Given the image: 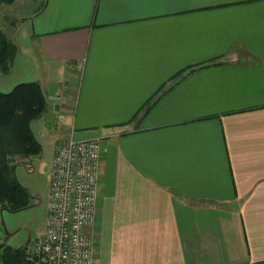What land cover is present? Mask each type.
I'll list each match as a JSON object with an SVG mask.
<instances>
[{
	"label": "crops",
	"instance_id": "crops-1",
	"mask_svg": "<svg viewBox=\"0 0 264 264\" xmlns=\"http://www.w3.org/2000/svg\"><path fill=\"white\" fill-rule=\"evenodd\" d=\"M33 1L12 71L53 154L102 139L94 264H264V0Z\"/></svg>",
	"mask_w": 264,
	"mask_h": 264
},
{
	"label": "built area",
	"instance_id": "built-area-1",
	"mask_svg": "<svg viewBox=\"0 0 264 264\" xmlns=\"http://www.w3.org/2000/svg\"><path fill=\"white\" fill-rule=\"evenodd\" d=\"M101 143L99 137L56 143L46 226L25 249V264H94L95 241L84 229L97 214Z\"/></svg>",
	"mask_w": 264,
	"mask_h": 264
},
{
	"label": "trees",
	"instance_id": "trees-1",
	"mask_svg": "<svg viewBox=\"0 0 264 264\" xmlns=\"http://www.w3.org/2000/svg\"><path fill=\"white\" fill-rule=\"evenodd\" d=\"M14 0H0L10 4ZM17 53L12 39L0 27V75L9 73ZM46 98L37 81L20 82L0 90V211H17L27 205L26 190L15 177V162L40 153L31 123L46 110ZM26 248L0 249V264H25Z\"/></svg>",
	"mask_w": 264,
	"mask_h": 264
},
{
	"label": "rangeland",
	"instance_id": "rangeland-1",
	"mask_svg": "<svg viewBox=\"0 0 264 264\" xmlns=\"http://www.w3.org/2000/svg\"><path fill=\"white\" fill-rule=\"evenodd\" d=\"M32 4L35 6L36 1L14 0L13 3L0 5V27L10 38L13 34L12 29L17 28L23 16L26 17L27 14L24 13L31 11ZM21 34V32H18L19 39H22ZM12 69L13 66H10L11 71ZM20 79V68L16 71L13 70L11 73L0 75V90L9 91ZM31 127L40 142V153L17 162L18 158L15 162L14 171L15 177L26 190L28 203L17 211L6 209L0 211L2 222V224L0 223V244L5 237L7 240L6 245L15 249L27 248L45 229L47 220V198L56 134L52 131L49 132L46 127L45 129L43 123L33 121Z\"/></svg>",
	"mask_w": 264,
	"mask_h": 264
},
{
	"label": "water",
	"instance_id": "water-1",
	"mask_svg": "<svg viewBox=\"0 0 264 264\" xmlns=\"http://www.w3.org/2000/svg\"><path fill=\"white\" fill-rule=\"evenodd\" d=\"M39 200H40V198H39ZM3 210H1V212H2ZM0 212V213H1ZM6 238L3 240V242L0 244V249L2 248V247H4L5 245H6Z\"/></svg>",
	"mask_w": 264,
	"mask_h": 264
},
{
	"label": "flooded vegetation",
	"instance_id": "flooded-vegetation-1",
	"mask_svg": "<svg viewBox=\"0 0 264 264\" xmlns=\"http://www.w3.org/2000/svg\"><path fill=\"white\" fill-rule=\"evenodd\" d=\"M4 239H5V237H4Z\"/></svg>",
	"mask_w": 264,
	"mask_h": 264
}]
</instances>
